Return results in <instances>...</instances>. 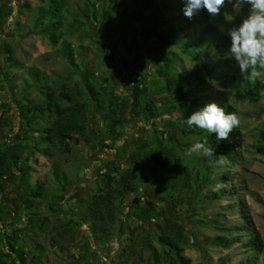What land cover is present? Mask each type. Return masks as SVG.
Returning <instances> with one entry per match:
<instances>
[{
    "label": "trees",
    "instance_id": "trees-1",
    "mask_svg": "<svg viewBox=\"0 0 264 264\" xmlns=\"http://www.w3.org/2000/svg\"><path fill=\"white\" fill-rule=\"evenodd\" d=\"M38 1L44 2L45 6L36 8L39 19L27 35L39 32L48 39L52 48L59 47L60 54L73 73L69 77L51 81L48 75L32 67L28 72L33 83L27 82L23 93L20 92L13 103L25 133L21 138L0 140V236L3 237L0 238V246L9 250L5 252L0 249V264H45L48 251L44 245L35 244L29 253L21 246L20 236L27 228L45 234L52 250L57 249L63 255L68 251L73 252L66 257L69 264H109L104 259L109 252L110 241L120 236L121 203L126 196L138 195L141 190L144 191L143 196L151 200L146 203L135 200L130 205L126 215V243L110 264H143L146 254L150 255L151 264H192L191 258L185 255L189 247L188 229L162 214L153 196L178 210L192 201L198 186L223 185L216 192L207 194L206 199L211 202L229 198V192L238 193V189L229 191L225 187L230 181L228 173L222 172L216 178L212 174L214 170L237 166L241 130H247V126L241 125L240 121L239 127L233 129L228 139L218 141L215 133L188 128L184 121L210 104L211 100L217 101L216 104L226 114L234 112L239 119L243 115L234 104L226 99H210L203 90L210 80L220 83L225 79L226 75L221 72L231 70L235 64L228 54L231 40L227 30L240 25L247 16L246 9L235 12L232 5L227 4L218 16L211 17L206 10H201L188 19L183 14L180 0H82L81 8H77L75 13L68 7L70 0ZM24 7L29 10L30 6ZM116 9L121 10L124 16L126 37L132 38L135 43L137 38H149L143 63L132 66L134 71L129 77H122L124 89L121 84L112 82L106 72L97 75L92 67L82 68L78 59L88 56L89 47L70 41L73 37L91 41L102 36L99 51L109 60L107 64L112 69L114 64L111 62L115 56L110 41L120 32L118 26H111L115 21ZM13 12L9 0L0 1V31L7 25ZM224 12L231 15L230 22L224 19ZM19 14L22 16L25 13L19 9ZM18 25L21 23L18 22ZM172 46L179 48L177 55L172 51ZM0 47L10 63L9 72L13 68L24 69L22 64L15 61L10 42L2 41L0 37ZM175 56H184L195 62L202 74L184 67L177 68L178 58ZM220 60H223L221 65L218 64ZM150 67L155 79L151 82L150 77L143 74L144 69ZM9 72L5 73L7 78L11 74ZM73 75L75 78L71 77ZM262 79L264 75L256 81L243 79L241 75L231 77V84L239 97L257 105V119L264 116ZM150 85L155 87V92ZM33 87L40 90L39 101L29 96ZM3 91L1 87L0 93ZM128 96L132 100L131 115L142 122L153 123L162 116L179 113L180 118L175 122L176 136L164 125L160 127V124L154 123V140L144 139L138 143L130 154L129 162L122 157L119 160L101 161L100 166L93 168L94 192L87 199L75 198L78 199L75 202L79 208L76 212L73 208L66 210L68 203L62 204L61 199L75 185L61 172L60 158L71 155L85 143L100 149H118L117 144L124 138L127 127L125 111ZM5 105L3 100V110ZM96 116L101 126L92 132L91 120ZM4 127L9 128L5 115L0 117V137L1 132L5 131ZM31 130L36 135H32ZM165 132L166 139L163 138ZM263 141L264 128L251 152L264 157ZM196 143H206L215 156L210 160L201 152H194L191 157L181 155ZM181 150L183 152L180 154ZM37 154L49 160L52 178L54 175L53 179L57 178L58 181L55 179L58 190L50 197L46 215L39 210L46 197V184L39 180L33 185L30 183L35 172L32 163L37 162ZM163 185L167 189L165 193L158 190ZM18 186L23 187L25 193L21 204L12 202L9 197V192ZM148 187L152 198L147 196ZM230 198H238V194ZM235 204L242 210V203L237 201ZM63 214L67 220L58 222ZM22 223L25 226L23 231L19 228ZM248 224L246 221L234 229L222 228V232L232 238L220 235L214 237L211 244L229 249L242 241L240 234L243 232L249 237L246 248L256 254L264 253L262 239ZM83 225L87 227L86 232L82 230ZM82 238H85L83 243Z\"/></svg>",
    "mask_w": 264,
    "mask_h": 264
},
{
    "label": "rangeland",
    "instance_id": "rangeland-1",
    "mask_svg": "<svg viewBox=\"0 0 264 264\" xmlns=\"http://www.w3.org/2000/svg\"><path fill=\"white\" fill-rule=\"evenodd\" d=\"M0 1L2 2L5 0ZM9 1L14 12L12 16L8 18L7 25L0 31V37L2 41L6 40L11 43L14 48L15 61H17L18 64H22L24 69L13 68L11 72H9L10 67H8V65L10 63L8 60L6 61V57L3 55L2 48L0 47V88H4L0 96L6 102L3 115L7 116L12 122V131L4 127L9 138L4 139L2 137V139H0L1 142L6 140L9 141V139L13 138H21L25 133L23 126L19 122L18 115L14 110L13 103H15L16 96L20 92L23 93L24 85L27 82L33 83L30 81L29 69L32 67L38 68L43 74L48 75L51 81L66 78L67 76L69 77L73 73V70H71L68 63L65 62V59L60 54L59 47L52 48L48 39L39 32L34 35H27V33L32 31L34 22L39 19L37 16L38 9L36 8L45 6L44 2L38 0ZM82 4V0H70L68 7L74 10L72 13H75V11H78L77 8H81ZM25 5L30 6L29 10L24 7ZM249 8V5H245L242 8L243 10L246 9V15L249 13ZM19 9L21 13L25 14L21 16L19 14ZM224 13V19L230 22L231 15L226 12ZM67 14L70 16L69 13ZM18 22H20L21 25H18ZM111 26L114 28L118 26L120 29L116 38L113 39L112 42L110 41L115 56L114 61L111 62V64H114L112 69H110L107 64L109 60L99 51V43L103 41L102 36H100V38H93L91 41L88 40V38H84V40H80L79 38L78 40L73 37L70 38V41L78 46H80L79 43H82L83 46L89 47L88 56L86 57L85 55L84 59H78L82 68L86 66L92 67L97 75H100L101 72H106L108 76L111 77L112 82H115L117 85L121 84L122 87V77H129L131 71H134L132 66L140 65L145 60V52L149 43V38L147 36L143 39L141 37L137 38L135 43L132 38L129 39L126 37L128 34L126 31V23L122 11L119 9H116L115 21ZM128 31L131 32L132 30L128 29ZM172 51L175 52L176 55L180 52L177 46H172ZM177 58V68L182 69L184 67L196 74H202L195 62L193 63V61L184 56ZM222 61L220 63L218 62V64L221 65ZM6 72L11 73L8 78L12 80L7 78V75H5ZM143 74L146 77H150V82L155 80L152 67L146 70L144 69ZM221 74L226 75V78L221 80L220 83L219 81L210 80L209 85L203 90L204 94H207L210 99L214 98L218 101L226 99L229 103L234 104L238 112L243 113V115L240 116V121L241 125L247 126V130H241L242 137L238 145L239 160L237 166L232 169L226 167L223 168L222 171L214 170L212 176L216 178L222 172L228 173L230 181L227 182L225 187L229 189V191L238 189V198H230L231 195L237 194H231L229 192V198L224 197L215 202L207 200L206 196L208 193L216 192L223 187L222 184L218 183L217 185H210L206 188L198 186V192L196 196L192 197V201L187 206L178 210H174L165 203L164 200H160L155 196H153V201L157 204L162 214L168 215L174 221L183 224L188 229L189 247L186 249L185 255L191 258L192 264H264V253L256 254L246 248L245 245L249 237L243 234V232L240 234L242 241L238 244H234L229 249H223L216 244H211V240L220 235H226L229 239L232 238V236L223 233L221 230L222 228L234 229L246 223V221L249 223L248 225L257 231L264 244V157L262 154L251 152L253 150L252 147L258 144L259 135L264 128V116L261 119H257V105L249 99L239 97L236 89L231 84V77L241 75L239 66L236 63L231 70L223 71ZM221 74H219L218 77ZM71 77L75 78V75ZM11 81L12 83L10 84ZM262 81H264V79H262ZM121 87H119V89ZM150 87V89L155 92V87L152 85H150ZM29 96L39 101L41 99L40 90L33 87V89L30 90ZM192 98L194 99L193 96ZM131 103V96H128L125 111L127 127H125L124 130V138L117 144L118 149H100L95 146L91 147L85 143L79 146L71 155H63L60 158L61 172L66 174L75 185L72 186L69 192L61 199L62 204L68 203V205L65 206L66 210L73 208L76 212V209L79 208L77 205L78 203L76 204L75 202L78 199L75 198L83 197L87 199L90 194L94 192L96 185L93 168L100 166L101 161L119 160L120 157H122L123 160L129 162L131 160L130 154L135 150L138 143L140 144L144 139L154 140L156 134L153 130L155 129L154 123L160 124V127L164 125L176 136L177 130L175 122L180 118L179 113L173 116H162L153 123L142 122L141 120L133 118L131 115ZM210 103H217V101L211 100ZM100 126L98 117L92 118L90 126L91 131L94 132L98 130ZM30 133L36 135L34 130H31ZM158 135L160 136V134ZM166 136L167 134L165 132L163 138L166 139ZM262 144L264 146V141ZM182 152V150L179 151L180 154ZM181 155L184 156V153ZM36 159L37 162L33 161L32 163L35 172L30 183L33 185L32 183L39 180L46 184V197L44 198V202H42V200L40 201L42 204L39 207V210L46 215L48 213L47 204L50 202V197L58 190L55 183V179L57 181V178L53 179L54 175L52 178V169L49 160L39 154L36 155ZM22 188L23 187L18 186L15 187V191L12 190L9 192V197L12 202L16 201V204L22 203L25 196ZM149 190L150 188L148 187L147 196L152 198V194ZM158 190L161 193H165L167 189L166 186L163 185L159 187ZM143 192L144 191L141 190L138 195H128L121 203L122 225H120V236L110 241L109 252L104 259V261H107L109 264L112 263L113 259L126 243L128 235L125 231L126 215L130 205L135 200H140L143 203L151 200L144 197ZM237 201L242 203V210L235 204ZM64 220H67V217L63 214L57 221L64 222ZM199 220L202 221L197 222ZM23 227H25L24 223L19 225V228L22 229L21 231H23ZM27 229L28 230L22 232L20 236V244L27 253L31 251L33 248L32 246L35 244H42L48 251V257L44 261L45 264L70 263L69 258L66 257L70 256V253L72 255L73 252L68 251L63 255L57 249L52 250L49 247L50 244L46 241L45 234L30 230L29 228ZM82 230L86 232L87 227L83 225ZM7 231H9V228ZM0 238L3 239L2 235ZM84 240L85 238H82V243ZM1 243L2 242H0V245H2ZM156 246L158 245L156 244ZM0 249L3 251L4 248L0 246ZM4 251L7 252L9 250L5 248ZM145 257L146 261L143 264H151L150 255L146 254Z\"/></svg>",
    "mask_w": 264,
    "mask_h": 264
},
{
    "label": "clouds",
    "instance_id": "clouds-1",
    "mask_svg": "<svg viewBox=\"0 0 264 264\" xmlns=\"http://www.w3.org/2000/svg\"><path fill=\"white\" fill-rule=\"evenodd\" d=\"M183 14L188 19L201 10L212 16H218L221 9L231 4L233 11L239 12L249 5V13L238 27L227 30L231 46L229 56L239 66L243 79L256 81L264 75V0H180ZM184 123L188 128H198L209 134H216L218 141L226 140L233 129L240 125V119L234 112L226 114L216 103H210L201 110L194 112ZM194 152H201L211 160L214 151L206 143H196L184 153L191 157Z\"/></svg>",
    "mask_w": 264,
    "mask_h": 264
},
{
    "label": "crops",
    "instance_id": "crops-1",
    "mask_svg": "<svg viewBox=\"0 0 264 264\" xmlns=\"http://www.w3.org/2000/svg\"><path fill=\"white\" fill-rule=\"evenodd\" d=\"M8 122H9V129L8 130H11L12 129V122L10 121V119H8ZM12 131V130H11ZM2 137L4 138V139H8L9 137L7 136V134H6V132L4 131V132H1V137H0V139H2ZM7 141V140H6Z\"/></svg>",
    "mask_w": 264,
    "mask_h": 264
},
{
    "label": "built area",
    "instance_id": "built-area-1",
    "mask_svg": "<svg viewBox=\"0 0 264 264\" xmlns=\"http://www.w3.org/2000/svg\"><path fill=\"white\" fill-rule=\"evenodd\" d=\"M2 105H3V100H2V98H1V96H0V117H2V115H3V108H2Z\"/></svg>",
    "mask_w": 264,
    "mask_h": 264
}]
</instances>
